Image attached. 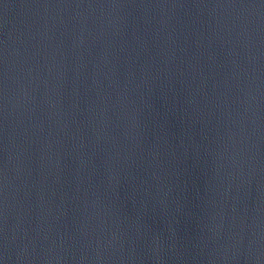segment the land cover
Returning <instances> with one entry per match:
<instances>
[{
  "label": "water",
  "instance_id": "1",
  "mask_svg": "<svg viewBox=\"0 0 264 264\" xmlns=\"http://www.w3.org/2000/svg\"><path fill=\"white\" fill-rule=\"evenodd\" d=\"M0 264H264V0H0Z\"/></svg>",
  "mask_w": 264,
  "mask_h": 264
}]
</instances>
